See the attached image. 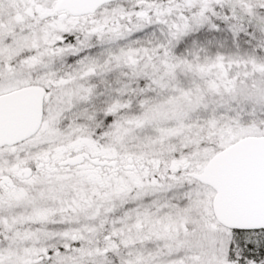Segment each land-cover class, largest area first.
<instances>
[{"label": "snow or ice", "instance_id": "6c2138e0", "mask_svg": "<svg viewBox=\"0 0 264 264\" xmlns=\"http://www.w3.org/2000/svg\"><path fill=\"white\" fill-rule=\"evenodd\" d=\"M0 264H264V0H0Z\"/></svg>", "mask_w": 264, "mask_h": 264}]
</instances>
